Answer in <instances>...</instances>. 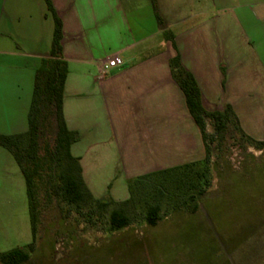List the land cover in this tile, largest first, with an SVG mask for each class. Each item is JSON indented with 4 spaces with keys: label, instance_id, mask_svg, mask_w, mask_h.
I'll list each match as a JSON object with an SVG mask.
<instances>
[{
    "label": "crops",
    "instance_id": "obj_1",
    "mask_svg": "<svg viewBox=\"0 0 264 264\" xmlns=\"http://www.w3.org/2000/svg\"><path fill=\"white\" fill-rule=\"evenodd\" d=\"M51 2L68 64L65 119L79 135L71 152L95 197L123 201L129 180L205 157L201 132L171 73L177 53L205 108L231 104L245 133L264 141V0ZM54 29L46 0H0V133L28 129L35 72L50 55ZM165 30L175 35L176 47ZM112 58L121 64L102 73ZM21 174L0 148V183L20 186ZM12 203L0 190L3 212Z\"/></svg>",
    "mask_w": 264,
    "mask_h": 264
},
{
    "label": "rangeland",
    "instance_id": "obj_2",
    "mask_svg": "<svg viewBox=\"0 0 264 264\" xmlns=\"http://www.w3.org/2000/svg\"><path fill=\"white\" fill-rule=\"evenodd\" d=\"M46 135L52 136L50 129ZM228 146L212 172L203 210L174 211L156 226L147 224L141 210L130 226L112 231L108 212L81 213L62 201L46 205L41 194L37 246L24 264H264V149L246 138L240 144L228 141ZM0 148L20 171L10 151ZM231 174L237 176L232 181ZM21 177L20 186L0 183L13 200L6 213L0 204V251L32 240Z\"/></svg>",
    "mask_w": 264,
    "mask_h": 264
},
{
    "label": "trees",
    "instance_id": "obj_3",
    "mask_svg": "<svg viewBox=\"0 0 264 264\" xmlns=\"http://www.w3.org/2000/svg\"><path fill=\"white\" fill-rule=\"evenodd\" d=\"M46 2L54 17L55 29L50 55L41 60L35 72L28 129L15 134L0 133V146L11 152L25 178L32 240L24 247L0 251L2 264H24L35 252L43 207L41 194L46 205L62 201L75 206L81 213L84 209L101 215L108 212L112 231L130 226L141 210L147 224L155 226L174 211L195 213L199 210L200 200L211 186L214 167L219 166L220 159L229 152L228 141L240 144L241 138H246L250 145L264 149V141L245 133L231 104L216 110L205 108L196 78L183 66L177 53L169 61L171 73L201 132L205 157L129 180L130 196L123 201L95 197L83 179L79 158L71 152L79 135L68 127L64 114L68 64L62 55V22L51 0ZM157 19L159 25L165 26L158 13ZM164 35L176 47L175 35L169 30H165ZM48 129L52 132L51 137L46 135Z\"/></svg>",
    "mask_w": 264,
    "mask_h": 264
},
{
    "label": "built area",
    "instance_id": "obj_4",
    "mask_svg": "<svg viewBox=\"0 0 264 264\" xmlns=\"http://www.w3.org/2000/svg\"><path fill=\"white\" fill-rule=\"evenodd\" d=\"M120 64H121V60L118 58L109 59L103 63L102 69H101L102 73H107L110 68L115 67Z\"/></svg>",
    "mask_w": 264,
    "mask_h": 264
}]
</instances>
